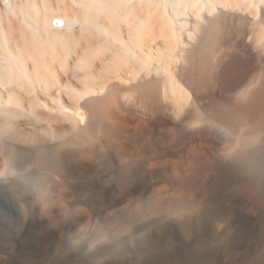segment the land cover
<instances>
[{"label":"bare ground","instance_id":"1","mask_svg":"<svg viewBox=\"0 0 264 264\" xmlns=\"http://www.w3.org/2000/svg\"><path fill=\"white\" fill-rule=\"evenodd\" d=\"M261 165L264 0H0V190L40 194L0 264L42 259L59 210L62 232H108L139 169L163 179L149 202L185 244L164 229L117 264H264V197L242 187ZM74 183L89 193L78 220ZM213 213L227 235L205 260L192 246L215 237Z\"/></svg>","mask_w":264,"mask_h":264},{"label":"rangeland","instance_id":"2","mask_svg":"<svg viewBox=\"0 0 264 264\" xmlns=\"http://www.w3.org/2000/svg\"><path fill=\"white\" fill-rule=\"evenodd\" d=\"M168 155L174 156L175 153L173 151L171 153V151L169 150ZM259 167L257 168V172L259 173L257 174L258 177L256 176L257 180L243 183L242 187L251 191L259 192L261 196L264 197V165H261ZM139 171H141V169L131 170L129 172L131 180L135 184H137L139 191L137 194H133L129 199L125 201V203L117 208L116 216L118 217L119 222L111 223V225L110 223H108L109 225H106V230L108 232H105L104 234L108 236L98 233V231L92 227H89L88 229L83 228L84 230H79V227H76L75 229L73 228L74 230L70 229L69 231L67 230L64 232L60 231L61 223L64 217L62 215V212L59 210L56 212V215L48 221V229L55 231L57 234L56 238H54V242L51 243V246L44 249L45 252H43L44 255L42 259H40V256H38L37 254L32 253L30 256H33L29 258L30 261L33 264H96L97 261L100 262H98L99 264H117L119 260L126 258L127 255H129L128 253L130 251L143 250L147 249V247L148 249L153 248L155 245V235L158 233V231H162L164 229L166 230L164 243L168 247L174 249L178 245H184L186 237L176 224L179 220V216L168 214L167 212L158 209L156 210L151 206L149 202V195L151 190L159 187L163 179H159V177H152V179L147 178L144 181H140ZM227 183L228 185H232L235 182L234 180H227ZM66 186H70L74 190L75 195L72 204L74 206V210L71 212V216L73 219L78 220L81 217L83 210L85 209V205L87 203L86 200L88 201L87 196L89 195V193L80 184H66ZM26 189L28 190L26 191ZM6 191H10L11 193H7ZM24 191L26 192V194L24 193ZM24 191L16 190V188L12 187L6 188L5 190H0V255L2 256H5V254H8L13 249L11 246V242L13 240L19 239L24 234V230H26L29 225H33L36 221L34 208L35 205L38 204L40 194L37 188L30 185H28L24 189ZM14 192L16 194H14ZM14 195H17V197H14ZM90 195L93 198L95 197V189H93ZM51 197L52 196H49L48 201L51 200ZM93 203L91 205H93ZM247 208L248 204L244 203L242 212H244ZM231 212L232 210H229L226 215H229ZM222 216L225 215H220V213H213L209 217L214 219V224L216 227L214 226V224H212V222L210 223V225L216 230L215 237L213 236L210 238L209 236L207 237V239H209H206L207 241L204 240V242L197 244V246H192L196 250V254H198V257H203L205 260H207L206 258L214 255V253L216 252L215 250L218 249V246L221 244V242L225 240V235H227V233L224 234L223 230H221V223H223V221H221V223L219 222L220 220H222ZM219 223L221 226L219 225ZM169 225L170 227L174 226V228L176 229L168 227ZM245 240H247L246 237H244V241ZM234 241H238V238L234 239ZM5 245L7 246L5 247ZM199 246L202 249L199 248ZM118 250L122 251L123 253H120V251ZM190 250L191 249L189 248L188 251ZM109 256L112 257H110L109 259ZM101 260L103 262H101ZM200 264H202V262Z\"/></svg>","mask_w":264,"mask_h":264}]
</instances>
